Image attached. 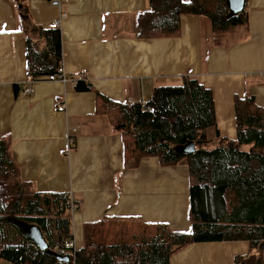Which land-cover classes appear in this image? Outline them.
<instances>
[{
	"label": "crops",
	"instance_id": "crops-1",
	"mask_svg": "<svg viewBox=\"0 0 264 264\" xmlns=\"http://www.w3.org/2000/svg\"><path fill=\"white\" fill-rule=\"evenodd\" d=\"M52 1L27 0L23 16L15 0H0V138L10 139L22 179L41 193L70 194L76 250L87 227L107 217L179 227L189 218V175L186 186L179 173L187 167L145 158L125 168L123 139L98 112L99 94L145 104L156 88L181 86L190 75L213 90L220 136L235 140V97L252 94L264 107V0H247L249 23L227 33L213 34L205 18L182 16L179 36L148 40L138 37L137 19L149 0ZM57 21L67 83L33 82L28 43L43 51L42 30ZM79 81L91 90L75 91ZM249 253L244 241L197 243L170 264H234Z\"/></svg>",
	"mask_w": 264,
	"mask_h": 264
},
{
	"label": "trees",
	"instance_id": "trees-1",
	"mask_svg": "<svg viewBox=\"0 0 264 264\" xmlns=\"http://www.w3.org/2000/svg\"><path fill=\"white\" fill-rule=\"evenodd\" d=\"M27 15V0H15ZM25 4V5H24ZM228 0H149L137 19L143 40L179 36L182 16L205 18L213 34L221 35L249 23L247 9L229 17ZM46 48L28 43L27 64L33 82L58 76L62 65L60 32L42 30ZM15 95L18 85H14ZM88 92L84 81L74 85ZM98 112L121 134L124 166L133 169L145 158L163 166H186L189 174L188 233L165 224L120 221L107 217L85 230V245L73 246L72 207L68 193H41L21 177L11 154V141L0 138V262L59 263L26 240L17 222L38 226L51 251L69 256V264H170L171 258L192 244L247 242L250 253L234 264H264V107L247 93L235 97L237 138H222L217 128L214 92L188 75L181 86L159 87L145 103L122 104L99 94ZM213 129L218 145L209 139ZM195 143L196 151L179 147ZM76 206V205H75Z\"/></svg>",
	"mask_w": 264,
	"mask_h": 264
},
{
	"label": "water",
	"instance_id": "water-1",
	"mask_svg": "<svg viewBox=\"0 0 264 264\" xmlns=\"http://www.w3.org/2000/svg\"><path fill=\"white\" fill-rule=\"evenodd\" d=\"M246 5L247 0H228V7L230 11L229 17L238 15L246 10ZM177 151L181 154L194 153L196 151L195 143H190L186 146L179 147ZM17 226L26 240L36 245L41 251L53 255L59 263H70L69 256H62L61 254L50 250L48 242L46 241L43 232L38 226L21 221L17 222Z\"/></svg>",
	"mask_w": 264,
	"mask_h": 264
},
{
	"label": "rangeland",
	"instance_id": "rangeland-1",
	"mask_svg": "<svg viewBox=\"0 0 264 264\" xmlns=\"http://www.w3.org/2000/svg\"><path fill=\"white\" fill-rule=\"evenodd\" d=\"M213 130L211 129V130H208L207 132H208V136H209V139H212V138H214V133L212 132ZM215 141V140H214ZM213 145H218V142L217 141H215V143L213 144ZM186 167V166H185ZM187 172H188V170L187 169H185V171L183 170V169H181L180 171H179V173H180V176L184 179V185L186 184V186H187ZM189 175V174H188ZM187 190H189V181H188V187H187ZM189 195V194H188ZM188 195H187V197H188ZM188 207H189V205L187 206V210H188ZM187 224V225H186ZM171 225V224H170ZM169 225V226H170ZM173 229H172V228ZM172 231H183V229L184 230H186V229H189V231H184V232H190V230H191V228H192V226H191V222L189 221V218H187V216H186V220H184V223L183 224H181L179 227H178V225L176 226V225H171L170 227H169Z\"/></svg>",
	"mask_w": 264,
	"mask_h": 264
},
{
	"label": "built area",
	"instance_id": "built-area-1",
	"mask_svg": "<svg viewBox=\"0 0 264 264\" xmlns=\"http://www.w3.org/2000/svg\"><path fill=\"white\" fill-rule=\"evenodd\" d=\"M60 1L61 0H53L52 1V5L54 6V7H59L60 6ZM65 17V16H64ZM59 25H60V22L59 21H57L56 23H54V25H52L51 26V29H54V30H56V29H58L59 28ZM58 76H57V79L59 80V81H61V82H63V83H67V78H66V73H65V70H64V68H63V66L61 65V67L59 68V70H58ZM143 105H144V103H142ZM71 142H72V140H70V144H71ZM76 206L75 205H73V207H72V212L73 213H75L76 211Z\"/></svg>",
	"mask_w": 264,
	"mask_h": 264
}]
</instances>
